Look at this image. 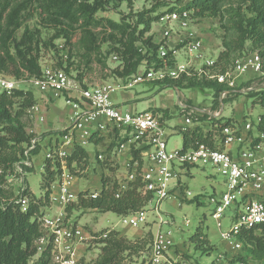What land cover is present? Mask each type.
Wrapping results in <instances>:
<instances>
[{
    "label": "built area",
    "instance_id": "built-area-1",
    "mask_svg": "<svg viewBox=\"0 0 264 264\" xmlns=\"http://www.w3.org/2000/svg\"><path fill=\"white\" fill-rule=\"evenodd\" d=\"M172 1L157 15L152 29L146 34L152 37L157 46V58L163 61L158 65L154 61H143L126 81L82 87L65 70L67 55L62 41L55 46L61 58L60 65L52 58L39 61L40 75L32 78L31 82L43 97L56 103L63 102L69 109V121L60 134L29 139L13 167L10 186L16 193L15 205L26 213L29 201L22 194L26 175L33 169V159L41 149H45L43 163H50L51 170H56L57 175L49 188V207L38 218L42 234L36 241V249L40 256L47 254L49 264H79L89 243L96 239L83 225L68 217L67 208L80 197L97 199L100 195L101 186L88 194V189L77 190L78 171L73 170L77 164L69 162L76 146L83 149L97 137L111 135L115 140L111 156L117 159L121 174L126 178L125 184L115 180V199H119L129 185L136 184V191L145 200L140 210L120 217L123 227L135 229L145 224L151 206V211L157 216L163 201L172 197L184 200L191 196L189 191H183L180 174H186L189 168L206 165H210L222 178V191L210 197L209 202L214 207L211 217L219 231L221 221L229 212L230 228L220 234L228 249L239 251L242 247L241 233L264 225V113L257 115L254 121L229 119L230 123L220 128L216 122L223 119L224 101L239 94L259 95V105L264 110V73L259 54L256 50L246 51L229 69L221 71L218 55L205 48L204 39L195 29L197 19L193 17V11L183 9L191 0ZM181 57L183 60L179 61ZM246 74L253 77L249 81H241L245 85L241 87L236 78ZM191 77L223 87L216 105L215 98L212 99L210 109L194 107L192 102L189 103L191 98L178 97L177 108L183 118L180 131L189 126L204 129L208 122H213L205 133L209 143L179 150L168 149L169 135L165 133L166 126L159 115L147 110H123L111 101L115 94L125 93L137 84L161 86L168 80L186 81ZM16 90L17 81L0 72V96L9 97ZM33 111L35 114L39 112L37 107H33ZM202 117H205L203 122L198 120ZM103 153L105 150L95 154L97 164L104 162ZM84 160L89 162L87 157ZM53 207L56 208L54 212ZM164 223L159 221L157 224L149 251L150 264H170L166 255L173 246V238L169 230H161ZM107 235L108 232L100 238L104 240Z\"/></svg>",
    "mask_w": 264,
    "mask_h": 264
},
{
    "label": "rangeland",
    "instance_id": "rangeland-1",
    "mask_svg": "<svg viewBox=\"0 0 264 264\" xmlns=\"http://www.w3.org/2000/svg\"><path fill=\"white\" fill-rule=\"evenodd\" d=\"M65 2L72 5L71 8L74 11L54 12L58 5L55 0L53 2L50 0H0V19L4 26L9 19L11 22V18L14 23L20 25L15 32L17 41L21 38L24 28L35 35L34 39L38 47L35 48L33 55L37 63L40 60L52 58L61 64V58L55 46L62 41L64 53L67 55L65 65L70 77L82 87L126 81L134 73L132 72L134 63L139 60L138 55L131 52V48L138 46L141 42V37H138V40L131 43V34L136 37L143 28V24L139 23V17L148 14L156 16L173 3L172 0H65ZM239 4L238 0L215 3L212 11L205 12L199 21H195V29L204 39V46L210 53L219 55L224 50L223 40L230 39V32L227 31L228 21L237 8L246 16L251 15L245 5L239 6ZM82 5L96 9L90 24L84 25L79 14H76ZM107 21L120 25L125 29L124 34L112 30ZM8 46L10 53L13 54V45L9 42ZM251 47V42L246 41L243 51L228 64L225 65L224 61L219 62V69L221 71L229 69L235 59L241 57ZM254 49L262 51L263 47H254ZM182 60L181 57L179 61ZM261 63L264 73L262 59ZM7 65L11 70L10 63ZM6 75L17 81L18 90L16 91L22 93L21 96L11 95L5 103L0 104V138L3 142V147L0 149V176L4 175L0 188L12 191L10 176L27 141L39 136L55 135L62 131L68 125L69 115L68 108L61 100L56 103L38 93L31 82L34 76H30L25 70L20 69L18 73L7 72ZM251 77H253L252 74L237 77L236 83H241L243 87L245 85L241 81H249ZM250 84L251 82L247 85ZM25 93H29L31 98H25ZM126 93L132 97L130 103L121 102L124 93H118L111 99L123 110H128L129 105H133L137 111L148 106L156 108L170 106L165 109L170 111L173 117L167 125L161 120L160 110L153 113H158L162 124L166 126L165 133L169 135L168 149L177 150L182 148V139L178 132H181L180 125L183 120L177 108L178 97L191 98L192 101L188 100L194 107L205 109H210L214 98L213 93L206 91L174 90L151 83L137 84ZM33 107L38 108V114L34 113ZM263 113L264 110L259 105V95L254 93L239 94L224 101L223 119L238 122L246 118L254 121L257 115ZM212 124L213 122L206 124L202 131L203 135L209 131L208 127ZM193 127L189 126L186 130ZM109 143L110 148L102 154L104 159L108 160L105 164H102L103 162L97 164L95 160L96 149H100L99 147L103 149L102 146L95 148L86 145L84 147L91 154L89 162L77 157L69 160L70 163L77 164L73 169L78 171L76 173L77 190L88 189L86 194L99 190L102 177L125 184L126 178L122 176V172L118 171L117 159L114 160L111 156L115 140L111 138ZM78 148L79 146H76L75 151ZM44 155L45 149H41L33 159V169L26 175L25 190L22 192L27 197L29 205L38 209L31 218L37 223H39L40 213L47 211L49 207V188L57 175L55 171L53 181L48 184V190H41L40 184L47 167V163H43ZM49 170L52 171L51 167ZM180 182L183 191H189L191 196L184 200L172 197L163 201L157 216L151 211L153 208L151 206L148 208L145 224L135 229L122 226L120 217L123 215L121 214L82 207L79 201L71 204L67 208L68 217L73 222L83 225L96 238L89 243L79 264H150V246L159 221L165 222L161 225V230H169L172 234L173 246L166 255L170 264H264V234L261 232H255L256 236L261 237L259 244L242 243L239 251H230L222 241L221 232H226L230 228L227 218L229 212L221 221L222 227L219 231L211 217L214 207L210 204L209 198L222 191V178L210 165L189 168L186 174H180ZM132 188L137 189V185H129L126 189ZM12 193L15 197V191ZM55 210L56 208L53 207L52 212ZM38 228L42 234L40 224ZM197 228L200 229V237L191 240L190 237L195 234ZM107 232V238L102 240L101 235ZM112 239L117 240L113 242ZM34 247L35 253L27 264H37L39 261L40 254L36 249V241Z\"/></svg>",
    "mask_w": 264,
    "mask_h": 264
},
{
    "label": "trees",
    "instance_id": "trees-1",
    "mask_svg": "<svg viewBox=\"0 0 264 264\" xmlns=\"http://www.w3.org/2000/svg\"><path fill=\"white\" fill-rule=\"evenodd\" d=\"M53 2V0H50ZM58 5L54 9V12H72L74 11L72 5L66 4L65 0H55ZM224 0H191L187 3L183 9L193 11V17L200 20L205 12L212 11L215 3H222ZM239 6L245 5L248 9L250 16H246L239 8L233 13L228 21L227 31L230 32V39L223 40L224 50L218 55V64L220 61H224V64H228L232 59L239 55L244 48L246 41L251 42V49L254 47H263L262 51H257L260 59L264 61V0H238ZM95 8H90L87 5H82L77 11L83 24H90L92 16L95 12ZM150 12V11H149ZM157 19L156 16H140L139 23L143 24V28L139 31L138 36L134 37L131 34L132 44L134 41L141 37V42L138 46L132 47L131 52L138 55V61L134 63L132 72H136L138 67L143 61H154L156 65L161 63V59L157 58V46L152 42V37L146 36L150 31L152 23ZM110 28L121 34H124L123 29L117 23L107 21ZM9 23V24H8ZM13 27H10V26ZM20 28L18 23H14L13 18L4 24L0 19V72L6 74L7 72L18 73L20 69L25 70L30 76L38 77L40 75V66L35 60L33 52L38 47V43L35 41V35L30 30L24 28L23 33L19 41L15 37V32ZM128 34V33H127ZM144 34V37L142 35ZM13 45L14 53H10L8 44ZM8 63L11 65V70L8 68ZM60 65V64H59ZM68 73L67 67L65 68ZM6 72V73H5ZM178 87L183 89H190L194 91H211L215 98V105L217 96L223 90V87L214 82H207L204 80H198L196 77L186 79H180L176 81L168 80L161 85L162 88ZM21 96L22 93L14 91L12 95ZM25 98H31L29 93H25ZM237 96V95H236ZM6 96H0V104L5 103ZM159 111V110H158ZM161 118L169 119L170 115L167 110H160ZM201 122L205 121V117L199 118ZM1 122V121H0ZM217 122L218 127L230 123L229 119H220ZM203 128L201 126H195L192 129H188L179 132L182 139V147L187 148L189 146H195L200 143H209L205 134H202ZM61 131L56 134H60ZM55 134V135H56ZM28 142V141H27ZM3 147L2 139L0 138V149ZM37 153V151H36ZM22 155V153H21ZM86 158L87 153L84 149L78 148L74 152L71 158ZM70 158V159H71ZM69 159V160H70ZM102 164L108 162L105 159ZM86 161V160H85ZM111 161V160H110ZM70 162V161H69ZM45 170V176L42 177L40 184L41 190H47L49 182L53 181V176L56 170L50 171L52 165L47 163ZM6 168V167H5ZM57 168V166H56ZM114 171V169H112ZM4 178L0 176L1 179ZM102 190L97 199H78L79 205L82 207L98 208L103 212H113L116 214L126 215L130 212H136L140 210L144 205V198L136 191V188L128 189L124 191L119 199H115L114 195L117 190L116 181H111L109 178H101ZM47 194V191H46ZM15 197L12 191H5L0 188V264H27L31 256L35 253V241L40 237V231L37 221L31 218L34 213L38 212L37 207L29 205L26 213H22L18 206L14 203ZM259 231L264 234V225H259L251 230L243 231L240 235L242 243H256L259 244L261 237L255 235V232ZM200 237V229L197 228L191 240ZM117 239H112L116 242ZM37 264H49V259L46 253H43Z\"/></svg>",
    "mask_w": 264,
    "mask_h": 264
},
{
    "label": "crops",
    "instance_id": "crops-1",
    "mask_svg": "<svg viewBox=\"0 0 264 264\" xmlns=\"http://www.w3.org/2000/svg\"><path fill=\"white\" fill-rule=\"evenodd\" d=\"M118 94V93H117ZM116 95V94H115ZM122 97H123V99L121 100V102L122 103H130V101L132 100V97L131 96H129L128 95V93H124L123 95H122ZM170 108V106H165V107H160V108H156L155 106H148L147 108H145V109H143V110H147V111H150V112H154V111H156V110H167V109H165V108ZM162 108H164V109H162ZM129 109H132V110H136V109H134V107H133V105H129ZM143 110H141V111H143ZM137 111V110H136ZM69 112V109H67V113ZM168 113H169V115H170V118L169 119H163L162 121L167 125V123H168V121L173 117V114L170 112V111H168ZM155 114H157L158 115V113H155ZM111 138H112V136L111 135H109V136H103V137H97V138H95L93 141H90L89 143H87V144H85L84 146H83V149H84V147L86 146V145H90V146H94L95 148H98L99 146H102L103 147V149H101V147H99L100 149H96V152H95V154H97L98 152H101V151H104L105 150V152L106 151H108V149L110 148V140H111ZM108 142V143H107ZM115 146V145H114ZM113 146V147H114ZM84 151L87 153V158H89L90 159V157H91V154H89L85 149H84ZM121 167V166H120ZM119 167V171L120 172H122V168H120Z\"/></svg>",
    "mask_w": 264,
    "mask_h": 264
}]
</instances>
